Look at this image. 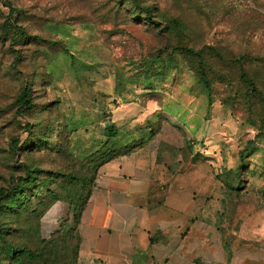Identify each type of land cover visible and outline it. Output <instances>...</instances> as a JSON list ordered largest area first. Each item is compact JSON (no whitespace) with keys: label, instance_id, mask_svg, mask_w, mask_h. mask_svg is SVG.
<instances>
[{"label":"rangeland","instance_id":"1","mask_svg":"<svg viewBox=\"0 0 264 264\" xmlns=\"http://www.w3.org/2000/svg\"><path fill=\"white\" fill-rule=\"evenodd\" d=\"M181 46L201 52L209 92L201 58ZM262 96L264 0H0V241L40 256L24 264H79L75 221L94 168L156 130L161 108L184 138L183 167L215 177L228 263L264 264Z\"/></svg>","mask_w":264,"mask_h":264},{"label":"crops","instance_id":"2","mask_svg":"<svg viewBox=\"0 0 264 264\" xmlns=\"http://www.w3.org/2000/svg\"><path fill=\"white\" fill-rule=\"evenodd\" d=\"M151 113L156 130H142L133 149L96 170L76 225L78 263L229 264L217 234L215 177L183 167L179 126L161 108ZM124 118L135 129L137 118Z\"/></svg>","mask_w":264,"mask_h":264},{"label":"trees","instance_id":"3","mask_svg":"<svg viewBox=\"0 0 264 264\" xmlns=\"http://www.w3.org/2000/svg\"><path fill=\"white\" fill-rule=\"evenodd\" d=\"M134 3H136V0H132ZM7 6L10 8L11 11H13V7L12 5L10 4H7ZM157 9V8H156ZM145 13H146V18L148 19V23L150 24H156L155 21H154V18H153V12L151 11L150 8H146L145 9ZM15 26V25H14ZM154 26V25H153ZM13 27V25H6L5 26V30L9 31V29H11ZM165 28V27H163ZM163 28H161L163 30ZM15 31H19V33H21V35H23V32H21V29L20 28H16ZM16 33V32H15ZM209 48H212V47H209ZM181 51L185 54H191V55H196L198 56L200 59V65L196 68L197 69V72L199 74V79L201 80V82L203 83V85L205 86V88L207 89V91L209 92L210 91V88H211V84H210V80L208 78V75L204 69V67L202 66V54L200 51H193L187 47H174L173 48V51ZM250 83L253 85V89L256 90V81L254 82L253 79L249 80ZM18 101V106H22V105H26V107H30L31 103L30 101L26 98V95H21L19 96V98L17 99ZM262 102L264 103V97L262 96ZM262 111H263V119H264V104H263V107H262ZM18 114H20V112H18ZM116 127H113V125L109 124L108 127H106V135H107V139L104 141V142H108V139L109 140H113L114 139V136L116 135ZM14 148L17 149V143L15 142V144H13ZM114 155H111V156H107L105 158H102L100 160V162L97 164V166L94 168V171H93V178L91 179L90 181V187H91V183L95 177V174H96V170L97 168L103 164L104 162L108 161L109 159H111ZM26 182L28 183V179L25 178ZM67 179H68V182H71V183H76L78 182L77 181V178L73 175V174H69L67 175ZM24 182L23 183H14L12 188H11V191H13V193H18L19 191H22L24 189ZM81 184H86L85 183V180H81ZM50 193H52V191H50ZM89 194H90V190L87 191L86 193V196L84 198V201L76 215V225L78 223V220H79V217H80V214H81V211L84 207V204L86 202V200L88 199L89 197ZM57 194H53L52 193V196H53V200H56L57 197L55 196ZM11 204H14L13 202H11ZM51 204V202H49L45 208L43 209V211L45 209H47L49 207V205ZM10 207V206H9ZM43 211L41 213H43ZM76 227V226H75ZM2 237V234L0 233V238ZM76 237H77V253H78V235H77V231H76ZM3 255L5 258H8L10 260H13L15 263H18V264H24L25 261H27L28 263H36L38 261V259L40 258V256L38 254H36L35 252L29 250V249H26V248H19L13 244H10V243H7V242H4V241H0V255ZM78 260V259H77Z\"/></svg>","mask_w":264,"mask_h":264}]
</instances>
